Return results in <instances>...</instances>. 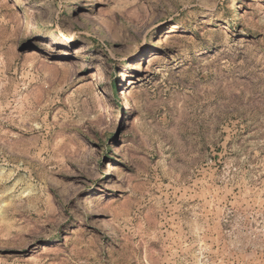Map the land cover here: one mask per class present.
I'll return each mask as SVG.
<instances>
[{
	"label": "rangeland",
	"instance_id": "1",
	"mask_svg": "<svg viewBox=\"0 0 264 264\" xmlns=\"http://www.w3.org/2000/svg\"><path fill=\"white\" fill-rule=\"evenodd\" d=\"M0 264H264V0H0Z\"/></svg>",
	"mask_w": 264,
	"mask_h": 264
},
{
	"label": "bare ground",
	"instance_id": "2",
	"mask_svg": "<svg viewBox=\"0 0 264 264\" xmlns=\"http://www.w3.org/2000/svg\"><path fill=\"white\" fill-rule=\"evenodd\" d=\"M234 10L232 9V11L231 12H233ZM32 54H34V53H32ZM36 55V54H35ZM147 63H149V61L147 62ZM69 64V62L68 61H65V62H62V65H68ZM133 84H134V81L131 79V78H129V80H128V86H133ZM122 92V91H121ZM126 92V91H125ZM127 93H128V91H127ZM121 94H123V93H121ZM44 249V248H43Z\"/></svg>",
	"mask_w": 264,
	"mask_h": 264
}]
</instances>
